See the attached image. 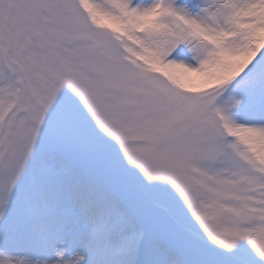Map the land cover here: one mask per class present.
<instances>
[{
  "label": "snow or ice",
  "instance_id": "1",
  "mask_svg": "<svg viewBox=\"0 0 264 264\" xmlns=\"http://www.w3.org/2000/svg\"><path fill=\"white\" fill-rule=\"evenodd\" d=\"M0 264H264V0H0Z\"/></svg>",
  "mask_w": 264,
  "mask_h": 264
}]
</instances>
